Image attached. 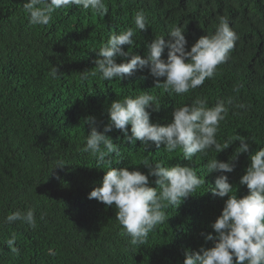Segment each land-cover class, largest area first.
Masks as SVG:
<instances>
[{"label": "trees", "instance_id": "trees-1", "mask_svg": "<svg viewBox=\"0 0 264 264\" xmlns=\"http://www.w3.org/2000/svg\"><path fill=\"white\" fill-rule=\"evenodd\" d=\"M26 2L0 0V264H183L186 250L213 247L201 233L216 235L211 225L227 197L208 192L220 173L208 174L206 165L215 158L230 161L239 141L220 153L209 149L187 161L182 149L170 153L161 145L148 151L140 141L126 142L123 132L113 128L105 134L119 145L121 155L113 154L112 164L98 169L96 158L82 150L91 130L86 120L93 117L103 132L113 101L145 92L161 105L158 112L149 109L151 122L161 125L171 122L175 108L197 97L206 98L208 107L231 99L217 141L240 136L247 138L253 154L264 148V0H104L108 14L103 17L74 5L55 11L45 26L30 23ZM141 10L149 24L142 32L133 20ZM222 16L238 36L235 47L214 77L189 93L169 95L156 88L148 68L124 80L106 81L99 73L81 79L84 71L98 72L96 51L112 34L133 28L134 43L124 50L144 57L148 43L159 36L168 39L170 29L181 26L190 50L201 36L215 33ZM122 62L118 57L117 63ZM52 66L59 69L55 79ZM156 162L189 166L205 183L180 205L165 208L166 221L144 244L133 246L122 235L115 207L88 195L101 186L109 167L147 174L145 163ZM234 163L235 170L225 174L232 194L242 198L249 191L239 183L251 163L249 154H240ZM149 179L157 187L156 178ZM28 209L34 211L35 228L7 222L12 212ZM12 234L15 252L7 243Z\"/></svg>", "mask_w": 264, "mask_h": 264}, {"label": "clouds", "instance_id": "clouds-1", "mask_svg": "<svg viewBox=\"0 0 264 264\" xmlns=\"http://www.w3.org/2000/svg\"><path fill=\"white\" fill-rule=\"evenodd\" d=\"M79 6L84 10H92L101 17L108 14L104 0H27L23 7L32 25L45 26L52 20V14L61 9ZM219 24L212 35L201 36L188 50V41L183 27L170 29L166 39L164 36L154 38L147 44L144 57L125 51L123 46H132L134 29L128 28L120 34H112L97 51L94 61L97 71H84L81 79L88 80L99 73L100 78L112 81L116 78L124 80L137 70L148 68L155 78V87L163 88L169 95H182L202 86L206 79H211L220 64L226 63L234 49L238 36L230 27L226 17H219ZM135 28L146 31L149 24L144 11L133 16ZM167 49V59L163 58ZM124 62L117 63V58ZM50 75L55 79L59 69L52 66ZM161 78H164L161 82ZM227 102L218 101L215 106L208 107L207 99L197 97L192 104L175 108L170 123L161 125L151 122L152 112L161 108L157 97L147 92L133 97L115 100L108 109L110 123L100 132L95 126V119L89 117L86 122L90 131L85 138L84 152L96 158V168L103 169L104 164H112L113 154L121 155L119 145L114 143L105 133L113 128L123 132L125 141L135 144L140 141L147 146L146 150L161 145L167 152L182 149L183 157L191 161L197 153H206L214 149L217 153L228 149L239 141L234 158L223 162L217 158L207 162V171L220 173L215 185L209 184L213 196L227 199L220 216L211 225L216 233L204 234L205 242H213L214 246H201L198 251L186 250L183 264H264V148L254 154L247 138L236 136L217 141L220 122L228 114ZM237 107L243 109L244 104ZM131 126V136L128 135ZM248 153L251 163L246 173L240 178V185H246L248 194L238 197L233 193V185L225 173L235 170L240 154ZM118 160L117 163H121ZM148 173L129 167H109L105 171L102 184L94 188L88 199H95L107 207L114 206L116 220L122 226V235L129 236L133 246L146 242L148 234L167 219L165 208L180 205L196 188L205 183L193 168L177 164L167 167L162 162L154 165L145 163ZM58 167V166H57ZM56 168V167H55ZM54 168V169H55ZM150 177H155V185L150 186ZM8 223L22 221L35 228L36 220L32 209L26 212L15 211L6 217ZM16 242L15 234L7 241L12 251ZM235 258V259H234Z\"/></svg>", "mask_w": 264, "mask_h": 264}]
</instances>
